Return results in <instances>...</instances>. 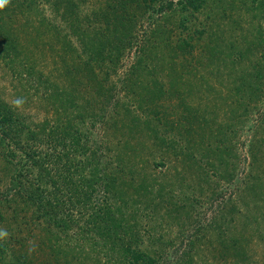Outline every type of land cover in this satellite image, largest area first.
<instances>
[{"label": "rangeland", "instance_id": "obj_1", "mask_svg": "<svg viewBox=\"0 0 264 264\" xmlns=\"http://www.w3.org/2000/svg\"><path fill=\"white\" fill-rule=\"evenodd\" d=\"M145 1L64 0L57 14L56 0H9L0 10V103L38 132L80 124L69 98L81 106L95 94L83 130L101 141L110 172L112 162L125 168L111 193L142 235L139 248L156 264L182 252L190 264H264V0H204L195 11L166 0L173 7L160 13ZM118 30L131 41L118 61L84 53L87 38L111 43ZM4 149L1 192L13 173ZM39 223L5 245L1 264L22 252L30 264H120L79 241L73 222L65 233Z\"/></svg>", "mask_w": 264, "mask_h": 264}, {"label": "trees", "instance_id": "obj_2", "mask_svg": "<svg viewBox=\"0 0 264 264\" xmlns=\"http://www.w3.org/2000/svg\"><path fill=\"white\" fill-rule=\"evenodd\" d=\"M63 1L56 0L54 11L57 14H59L58 5ZM150 1L159 4L156 9V5L151 7L158 13L163 9L173 7L172 1ZM178 1L184 10L194 11L199 10L204 2V0ZM68 12L67 9L64 14H61L63 19L67 18L65 15ZM101 22L103 23V21ZM100 31L104 33L103 30ZM122 31L118 30L117 34H111L114 39L111 43H108V39L100 38L101 35L87 38L84 53L94 62L100 60L105 64H112L114 60L118 61L120 53L131 42L127 37L126 39L125 36H121L123 35ZM104 36L107 35L104 33ZM3 41L6 46L12 44V40L7 41L6 37ZM221 54V50L210 52L212 59H216ZM86 66L90 65L86 63ZM90 74L93 75L92 72ZM93 77L96 76L93 75ZM94 95L87 96L84 99L85 105L81 103V106L69 98V105L76 112L75 115L81 121L80 124L72 121H60L58 125L49 127L45 123L42 126H37L38 132L30 125L28 126L25 122L26 119L23 120L20 115L9 114L8 107L0 103V145L3 149L5 148V151L7 150L6 152L1 151V153H3L4 160L9 165L11 164V167L7 168L8 175L13 172L8 180L9 186H6L3 192L0 190V230L7 232L6 237L0 238V257L4 253L3 250H6L5 245L8 247L14 242L17 245L21 243L17 235L18 231H23V226H30V223L40 224L39 222L42 221L47 224L46 229L53 228L60 233H65L73 222L77 229L74 236L79 235V241H88L92 242V246L103 247V250L109 254L108 256L114 257L113 261H118L120 264L157 263L152 252L139 248L142 244V235L136 226L127 224L125 215L121 210L119 211V202L111 193L114 190L118 196L119 190L115 185L121 179L119 175L123 176L126 173L125 168L118 167V164L112 162L111 165L114 166V169L110 172L108 165L104 163V149L101 146V141L92 140L83 130L86 117L90 118V115L87 114L89 112L88 105L96 101L93 99ZM150 121L153 120L149 119ZM178 130L176 132L181 133ZM192 131V128L185 130L186 133L189 132V135ZM155 134L156 136L158 134L156 130ZM28 142H33V144ZM171 143L173 141L166 143V146L168 149L175 150L177 144L172 145ZM11 145H14V149L11 148ZM19 150L23 152V157L19 156ZM26 166H34L38 169L35 171ZM133 179L131 178V181H134ZM152 187L148 190L149 186L144 185L143 181L144 192L151 194L155 191L152 190ZM120 195H122L121 191ZM168 199L170 198L168 197ZM71 211L79 213L81 218L71 217L69 214ZM58 212L65 216L54 220L47 218V216L51 217ZM11 223H15L16 226L12 227ZM46 229L42 228L41 230L45 231ZM48 229L47 232H49ZM129 230L134 231L128 234ZM4 239H8V241L4 242ZM189 244L192 245V242ZM20 250H22L21 246ZM49 251L51 252V250ZM25 253L22 252L18 255L14 253L15 256L10 260L12 264H30ZM116 255H118L117 259ZM191 261L190 252H182L181 255L173 259L171 264H190ZM3 262L5 260H0V264Z\"/></svg>", "mask_w": 264, "mask_h": 264}, {"label": "clouds", "instance_id": "obj_3", "mask_svg": "<svg viewBox=\"0 0 264 264\" xmlns=\"http://www.w3.org/2000/svg\"><path fill=\"white\" fill-rule=\"evenodd\" d=\"M9 3V0H0V10H2L4 7H6ZM22 103L20 99L16 101L17 106H19ZM7 236V232L0 230V238H4Z\"/></svg>", "mask_w": 264, "mask_h": 264}]
</instances>
